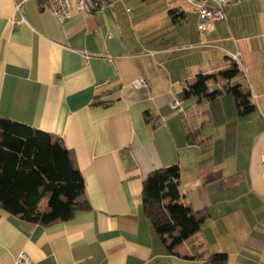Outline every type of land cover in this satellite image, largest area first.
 Masks as SVG:
<instances>
[{
	"label": "crops",
	"instance_id": "crops-1",
	"mask_svg": "<svg viewBox=\"0 0 264 264\" xmlns=\"http://www.w3.org/2000/svg\"><path fill=\"white\" fill-rule=\"evenodd\" d=\"M122 1L62 21L46 0H0V115L57 135L91 205L50 225L0 208V264L22 254L32 264H213L212 253L264 264V0H221L226 19L205 33L192 7L146 30ZM237 52L254 112L240 116L228 92L183 100L187 82L225 70ZM138 77L148 86L136 89ZM173 164L185 200L209 217L171 251L142 195L149 173Z\"/></svg>",
	"mask_w": 264,
	"mask_h": 264
},
{
	"label": "trees",
	"instance_id": "trees-1",
	"mask_svg": "<svg viewBox=\"0 0 264 264\" xmlns=\"http://www.w3.org/2000/svg\"><path fill=\"white\" fill-rule=\"evenodd\" d=\"M169 14L174 21L185 17L178 8H171ZM216 76L225 82L211 89L209 82ZM227 92L232 94L240 116L256 110L250 84L233 59L218 74H198L194 81L186 83L182 96L183 100L196 97L203 102ZM199 132H190L188 141L200 142ZM90 207L84 176L73 152L61 139L0 115V208L27 222L50 225L68 221L77 211ZM142 210L171 251L199 232L209 217L206 210L195 211L185 200L178 164L149 173L143 186ZM227 258L226 253L210 255L213 264H224Z\"/></svg>",
	"mask_w": 264,
	"mask_h": 264
},
{
	"label": "built area",
	"instance_id": "built-area-1",
	"mask_svg": "<svg viewBox=\"0 0 264 264\" xmlns=\"http://www.w3.org/2000/svg\"><path fill=\"white\" fill-rule=\"evenodd\" d=\"M163 1L170 3L173 0ZM182 1L186 2L200 14L202 21L199 23L198 28L202 33L212 30L216 21L226 19V3L221 0ZM46 2L53 15L62 21L70 19L76 11L91 15L103 11L108 5V0H46ZM230 57L240 64L239 52L230 53ZM133 86L136 89H142L148 86V81L144 77H138L133 81ZM262 165L264 168V156L262 158ZM16 264H32V261L22 254L16 259Z\"/></svg>",
	"mask_w": 264,
	"mask_h": 264
},
{
	"label": "rangeland",
	"instance_id": "rangeland-1",
	"mask_svg": "<svg viewBox=\"0 0 264 264\" xmlns=\"http://www.w3.org/2000/svg\"><path fill=\"white\" fill-rule=\"evenodd\" d=\"M113 1L116 2V0ZM122 4L119 5L124 6L123 11L126 12V14L136 16V22H139L138 26L146 30L157 29L163 26V13L171 18L168 14L171 8L179 7L186 12L192 10L190 6L182 0H173L171 3H166L163 0H124ZM126 8H130L131 11L127 12ZM216 84L219 85V83ZM217 85H215V87Z\"/></svg>",
	"mask_w": 264,
	"mask_h": 264
}]
</instances>
